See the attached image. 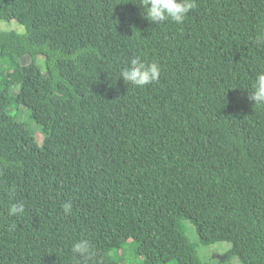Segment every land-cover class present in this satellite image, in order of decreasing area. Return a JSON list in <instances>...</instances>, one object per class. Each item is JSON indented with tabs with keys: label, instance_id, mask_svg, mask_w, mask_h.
Segmentation results:
<instances>
[{
	"label": "trees",
	"instance_id": "obj_1",
	"mask_svg": "<svg viewBox=\"0 0 264 264\" xmlns=\"http://www.w3.org/2000/svg\"><path fill=\"white\" fill-rule=\"evenodd\" d=\"M142 3L0 0L25 28L0 29V264H122L123 249L128 264H207L185 217L202 244L264 264V105L249 99L264 0H196L158 25ZM134 57L157 82L120 79Z\"/></svg>",
	"mask_w": 264,
	"mask_h": 264
},
{
	"label": "clouds",
	"instance_id": "obj_2",
	"mask_svg": "<svg viewBox=\"0 0 264 264\" xmlns=\"http://www.w3.org/2000/svg\"><path fill=\"white\" fill-rule=\"evenodd\" d=\"M139 7L146 9L142 15L156 25L169 20L181 24L197 4L196 0H143ZM256 43L264 44V31L257 35ZM160 74L161 67L157 62L145 63L140 57H134L129 61L128 66L121 70L120 79L134 86L144 87L157 82ZM249 99L256 105H264V71L257 73ZM24 208L23 203L13 204L9 209V215H20L24 212ZM63 210L65 214L71 213V202L64 203ZM72 252L85 259L94 255L91 242L84 238L73 243Z\"/></svg>",
	"mask_w": 264,
	"mask_h": 264
},
{
	"label": "rangeland",
	"instance_id": "obj_3",
	"mask_svg": "<svg viewBox=\"0 0 264 264\" xmlns=\"http://www.w3.org/2000/svg\"><path fill=\"white\" fill-rule=\"evenodd\" d=\"M0 29L4 31H12L17 30L18 32H24L25 28L22 24H20L17 20H0ZM29 59H25V62H28ZM39 63L42 65V68L44 69V72H46V61L45 57H39L38 59ZM18 76H15V79H17ZM9 80H6L5 83H9ZM21 118L20 120L27 123L31 128L36 130V134L41 132L39 125L36 124L35 121H33L29 117V110L27 108L23 107L20 109ZM39 135V137H38ZM37 137L40 139L42 138L41 134H38ZM181 225L184 230L188 233L191 240L198 244V251L199 254L204 262L207 264H244L243 261L238 256H229L230 250L232 249V244L227 241L217 242L212 245H205L200 242L199 236L197 234V231L195 227L193 226V223L191 220L187 217L183 218L181 221ZM112 242H116L117 244H120V241L118 240H112ZM127 249V248H126ZM121 262L122 264L126 263L128 264L129 261H135L134 257L131 256V253L126 251L125 249L121 250ZM129 260V261H128Z\"/></svg>",
	"mask_w": 264,
	"mask_h": 264
}]
</instances>
